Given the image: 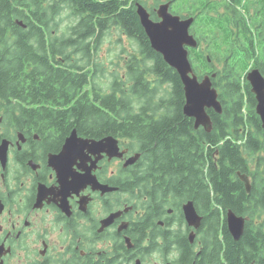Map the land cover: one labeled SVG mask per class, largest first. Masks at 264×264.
I'll list each match as a JSON object with an SVG mask.
<instances>
[{
    "label": "flooded vegetation",
    "instance_id": "1",
    "mask_svg": "<svg viewBox=\"0 0 264 264\" xmlns=\"http://www.w3.org/2000/svg\"><path fill=\"white\" fill-rule=\"evenodd\" d=\"M249 1L261 0H245L246 3ZM6 2L10 7L8 17L1 15L0 19V264H198L201 263V255L208 258L216 252L217 245L227 240L222 229L218 230V223L226 221L229 232L228 213L235 214L219 190L224 179L220 157L224 141H220L209 159L207 150L212 144L205 139L212 132L207 133L202 126L197 129L195 120L184 115L193 122L194 129H189L190 136L183 140L190 144L192 137L195 157L198 151L194 171L200 184L195 185L199 189H195L193 194L195 176L192 179L186 175L182 180L176 173L165 172L163 163L154 156V147L144 142V136L128 133L127 129L95 135L100 129H89L86 133L82 129L33 125L32 114L40 111L43 115L46 109L41 104L32 103L34 79L28 75L33 69H40L39 81L45 85L52 79L46 78L44 70L79 73L78 70L83 69V73H89V84L82 89L67 87L75 88L76 94H87L93 103L97 92L93 78L96 69L100 68L96 60L102 58L98 54L103 53L98 50L111 34L112 26L108 20L107 29L101 31L104 36L98 47L96 37L88 32H83L87 38L80 40L79 30H72L78 26L79 19L71 6L115 3L123 11L134 12L135 9L137 13L140 4L151 15H157V8L162 3H169L174 15L183 20L195 19L190 34L198 40L199 47L190 49V57L196 52L203 56L195 73L200 81L205 76L211 77L213 88L218 91L223 104L224 84L219 77L224 76L227 62L224 58L222 69H215L211 57H206L203 52L200 37L203 26L199 25L196 30L192 27L203 10L214 15L217 8L218 15H225L227 5L224 1L0 0V8H4ZM22 3L27 7H22ZM176 6L177 10L174 9ZM36 7H40L42 18L39 24L42 29L36 32L40 34L39 38L30 30L33 22L37 23ZM221 7L225 9L224 13H221ZM249 9L252 17L258 15L257 20H248L250 30H246L255 48L250 46V40L241 41L240 35L244 33L239 29V19L235 14L233 143L241 155L239 163L243 162L245 167L243 171H236L231 161L224 163L225 169L232 170L229 180L233 185L239 180L248 195L254 190L255 176L264 177V157L260 156L264 150L251 151L255 138L264 143V133L256 134V129H261L260 125L262 129L264 127L257 112V96L248 80V74L253 70H259L264 77V18L260 16L261 10L255 12L253 4ZM64 10H70V16L76 18L66 30L62 29ZM18 11L24 16L16 15ZM157 19L159 21L158 15ZM18 22H23L26 27ZM16 27L30 31L23 47L15 45ZM118 29L140 48L134 38ZM216 33L221 34L218 30ZM87 46L91 49L88 54L85 52ZM251 47L258 50V54L252 58L246 72L239 76L240 57L246 59V54H252ZM16 50H23L25 55L17 56ZM138 52L141 55V48ZM132 56L140 58L134 53L127 59ZM19 59L24 61L18 62ZM19 67H23L22 73L27 76L23 80L8 78L5 82L1 78V75ZM19 82L26 83L24 93L16 86ZM185 103L186 99L183 107ZM210 112L216 113L208 110L209 115ZM212 122L214 129L213 118ZM74 131L78 138L91 141L76 155L63 158L67 139ZM107 139L111 141L107 142ZM215 169L219 172L216 175ZM242 177L249 180L250 193ZM190 205L201 218L198 226L197 222L190 224L187 220L186 208ZM246 207L253 211L255 202Z\"/></svg>",
    "mask_w": 264,
    "mask_h": 264
},
{
    "label": "trees",
    "instance_id": "2",
    "mask_svg": "<svg viewBox=\"0 0 264 264\" xmlns=\"http://www.w3.org/2000/svg\"><path fill=\"white\" fill-rule=\"evenodd\" d=\"M230 4L226 7L227 13L219 15L218 18L207 11V25L212 29L225 33L227 40H232L234 45L224 57L227 62L224 76L219 77V80H222L224 84V111L222 115L210 112L214 121V129L212 134L206 135L205 140L212 144L207 150L209 159H211L212 154H215V148L220 141H224L220 154L223 160L221 173L224 175V179L219 190L225 197V202L235 210V214L249 220L245 233L238 242H234L231 238L226 221L225 223L224 221L218 223V230L222 229L224 232L227 239L226 243H219L217 251L210 254L208 258L205 257L206 255H201V263L198 264H203L205 261L208 262L207 264H264V180L260 175L255 176L254 190L248 195L245 189L241 187L239 180L235 185L232 184L229 180L230 176H228L229 173H232V170H227L224 167V163L228 160L231 161L236 171H243V167H245L243 162L239 163L241 155L233 143V136H235V14H239V19L242 21H239V29L244 34L240 37L250 40L251 46L253 41L246 31H249L250 27L247 24L245 14L250 20H257L258 15L254 14L255 17H252L249 9L253 4L255 12L261 10L260 16L264 18V0L249 1V3H246L245 0H235V4L233 0H230ZM21 6L27 7L24 3ZM9 8L8 2L5 3L4 8H0V19L2 18L1 15H7L8 17ZM204 8L207 9L208 6ZM240 8H244V11H240ZM71 9L79 19L78 26L72 28V30H79L78 39L87 38L83 35V32H88L96 37V47H98L104 36L102 32L107 29L106 24L109 20L110 27L121 28L123 32L137 41L141 48L140 58L132 56L127 62L126 80H128V83L125 82L123 77H113L110 85L111 92H108V94H106L105 84L103 83L105 80H100V76L104 72L96 69V76L93 80L97 92L93 103L87 94L82 95L75 92V88L82 89L89 84V73H83V69L78 70L79 73H69L65 70H44L46 71V78L52 79L45 85H41L39 81L40 69H33L32 74L28 75V78L32 77L34 79L33 89L31 90L32 103L41 104L42 108L46 110L43 111L44 113L42 112L43 115L40 111L34 112L31 116L33 119L32 124L38 125L40 128L82 129L86 133H89V129H100V131L95 132V135L99 132L109 133L115 129H127L128 133L144 136V142L149 147H154V156H157L159 162L163 163L165 172L176 173L182 180L185 179L186 175L192 179L195 176L192 190L194 194L195 189H199L195 185L200 184L197 180V172L194 171V161L198 157V151L195 157L192 150L196 147L195 144H192V137L189 139L190 144L183 140L184 137L190 136L188 134L189 129L194 128L193 122L186 119L183 114L185 95L178 73L165 62L160 54L152 49L135 9L134 12L131 10L123 11L121 6L115 3L82 7L73 5ZM215 10L214 14H218L217 8ZM34 12L36 13L35 20L37 23L33 22L30 30L34 32H32L33 36L39 38L40 34L36 32L42 29L39 25L42 20L40 7H36ZM16 15L24 16L19 11ZM109 17L111 18L108 19ZM151 18L154 21L158 20L155 13H152ZM220 21L221 23L217 25ZM28 32L30 31L16 27L15 45L17 47H23L26 44ZM88 47L85 48L87 54L91 50ZM254 48L251 47L252 54L245 55L246 59H244V56L240 57L239 76L246 72L250 61L258 54V50ZM16 55L19 57L24 56L25 52L16 50ZM190 59L192 64L194 63V70H196L197 65L200 64L199 62L203 61V56L196 52L195 56L191 55ZM23 61V59L18 60V62ZM22 70L23 67L14 68L8 74L1 75V78L5 82L8 78L21 81L27 77L22 73ZM36 78H38V81ZM25 85L24 82L16 83V86L21 90ZM67 85L75 88L69 89ZM57 87H61V89ZM24 92L23 90L22 93ZM260 127L261 129H256L257 135L264 133L261 125ZM255 140L251 151L257 153L264 150V143L258 142V138H255ZM149 149L154 151L151 148ZM209 168L213 170L211 166ZM214 172L215 175L219 173L216 169ZM215 187L217 189L219 187L217 181ZM253 201L255 202V208L253 211H248L246 206ZM256 219H262V221L254 222Z\"/></svg>",
    "mask_w": 264,
    "mask_h": 264
},
{
    "label": "water",
    "instance_id": "3",
    "mask_svg": "<svg viewBox=\"0 0 264 264\" xmlns=\"http://www.w3.org/2000/svg\"><path fill=\"white\" fill-rule=\"evenodd\" d=\"M170 9L169 3L161 4L157 8L156 13L159 21H154L148 10L140 4L137 6V14L152 49L160 54L171 68L176 70L181 79L186 99L183 107L184 115L195 120L197 129L202 126L207 133H210L213 130V122L208 110H214L216 114L222 115L223 104L219 100L218 91L213 88L211 77L205 76L200 81L190 59V49L199 47L198 40L190 34V28L195 19L183 20L180 16L174 15ZM18 24L25 26L23 22H18ZM212 77L215 78L216 75ZM248 80L253 86V93L257 96V112L264 127V77L259 70H253L248 74ZM90 141L78 138L74 131L67 139L63 158L76 155L81 147H88ZM106 141L110 142L111 140L107 139ZM242 178L250 193L249 180L246 177ZM186 216L190 224L196 222L197 226L200 224L201 218L192 205L186 208ZM227 219L231 236L236 242L240 241L246 230L247 219L233 212L228 213Z\"/></svg>",
    "mask_w": 264,
    "mask_h": 264
},
{
    "label": "rangeland",
    "instance_id": "4",
    "mask_svg": "<svg viewBox=\"0 0 264 264\" xmlns=\"http://www.w3.org/2000/svg\"><path fill=\"white\" fill-rule=\"evenodd\" d=\"M156 1V0H155ZM226 5L230 4V0H223ZM161 3V2H159ZM163 4V3H162ZM180 5V4H179ZM215 5V3H214ZM231 5V4H230ZM153 7V4H151ZM245 6V5H244ZM178 6L174 7L175 10H177ZM200 8V7H198ZM221 13L225 12V9L223 7L220 8ZM240 11H244V8H241ZM70 10H64L63 11V30H66L67 27L73 23V21L76 20L72 16H70ZM207 11H202L201 16H199L198 20L196 21L195 25L192 27V29L196 30V28L201 25L202 30L200 32V37L202 38V46L204 48L203 52L206 57H211L212 59V66L215 69L221 70L222 67L225 64V61L223 60L226 54H228L232 44V40H227V37L225 36V33H216V29H212L210 26L207 25ZM214 17L218 18V14H214ZM237 18L239 19L240 16L237 14ZM245 18H247V21L250 20L248 16L245 14ZM240 21V19H239ZM242 22V21H240ZM252 22V21H251ZM217 23V25H219ZM111 34L105 38V42L103 45L99 48V52H103L102 54H98L102 56V58L96 60L98 63L97 65L100 67L99 70L103 71L104 74L100 76V80L104 79L105 81L103 82L105 85V90L107 92L110 91V85L113 80V77H123L126 83H128V80H126L128 69H127V57H129L131 54L138 55L140 56L139 52L140 48L138 45L134 42H130L128 38L124 37L122 32L119 31L118 28H114V26L111 27ZM252 33V32H251ZM253 34V33H252ZM263 38V36L261 37ZM241 41H243L244 38H241ZM235 50V48H234ZM238 54V53H237ZM193 56H195V53H192ZM235 60V59H234ZM233 60V61H234ZM126 61V65H125ZM100 64V65H99ZM194 65V63H193ZM232 65V64H230ZM106 66L108 69L106 70L103 69V67ZM198 66V65H197ZM233 66V65H232ZM110 72L111 74L109 75ZM196 72V70H195ZM197 73V72H196ZM135 103V102H134ZM138 108V107H137ZM213 132V130H212ZM261 157H264V154L260 155ZM259 158V157H257ZM264 180V177H263ZM262 219L254 220V222H261Z\"/></svg>",
    "mask_w": 264,
    "mask_h": 264
}]
</instances>
